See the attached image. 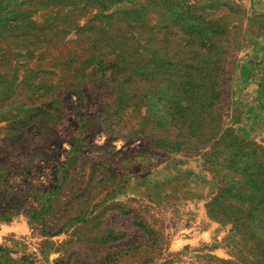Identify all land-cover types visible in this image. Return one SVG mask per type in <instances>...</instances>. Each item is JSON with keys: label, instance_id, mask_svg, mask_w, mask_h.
Segmentation results:
<instances>
[{"label": "rangeland", "instance_id": "obj_1", "mask_svg": "<svg viewBox=\"0 0 264 264\" xmlns=\"http://www.w3.org/2000/svg\"><path fill=\"white\" fill-rule=\"evenodd\" d=\"M0 264H264V0H0Z\"/></svg>", "mask_w": 264, "mask_h": 264}]
</instances>
